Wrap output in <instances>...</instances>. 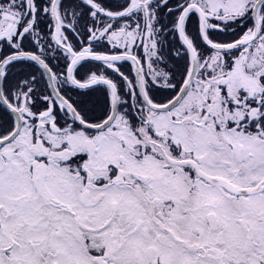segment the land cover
Wrapping results in <instances>:
<instances>
[{"label": "snow or ice", "instance_id": "snow-or-ice-1", "mask_svg": "<svg viewBox=\"0 0 264 264\" xmlns=\"http://www.w3.org/2000/svg\"><path fill=\"white\" fill-rule=\"evenodd\" d=\"M0 264H264V0H0Z\"/></svg>", "mask_w": 264, "mask_h": 264}]
</instances>
